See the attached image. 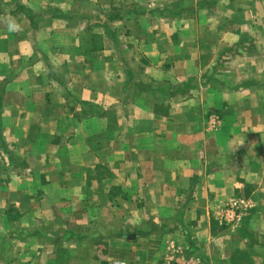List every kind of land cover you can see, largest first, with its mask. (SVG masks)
<instances>
[{"label":"crops","instance_id":"1","mask_svg":"<svg viewBox=\"0 0 264 264\" xmlns=\"http://www.w3.org/2000/svg\"><path fill=\"white\" fill-rule=\"evenodd\" d=\"M194 257L264 264V0H0V264Z\"/></svg>","mask_w":264,"mask_h":264},{"label":"built area","instance_id":"2","mask_svg":"<svg viewBox=\"0 0 264 264\" xmlns=\"http://www.w3.org/2000/svg\"><path fill=\"white\" fill-rule=\"evenodd\" d=\"M222 217H223L224 221L227 223L241 222L243 219V214H242L240 207L238 206V203L236 201L229 203L224 208ZM190 260H192L193 264L195 262L197 264H202L200 258H198V257L191 258Z\"/></svg>","mask_w":264,"mask_h":264},{"label":"clouds","instance_id":"3","mask_svg":"<svg viewBox=\"0 0 264 264\" xmlns=\"http://www.w3.org/2000/svg\"><path fill=\"white\" fill-rule=\"evenodd\" d=\"M21 28V25L19 23L16 22V20L14 18L10 19L8 22V31L9 32H16L19 31Z\"/></svg>","mask_w":264,"mask_h":264},{"label":"rangeland","instance_id":"4","mask_svg":"<svg viewBox=\"0 0 264 264\" xmlns=\"http://www.w3.org/2000/svg\"><path fill=\"white\" fill-rule=\"evenodd\" d=\"M212 118L217 119V115H212ZM37 133H38V130L36 128L32 130V135H31L32 139L36 138Z\"/></svg>","mask_w":264,"mask_h":264}]
</instances>
